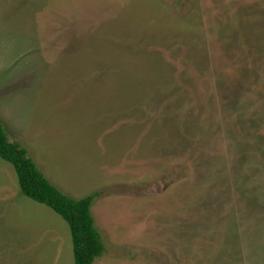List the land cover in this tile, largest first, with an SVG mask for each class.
<instances>
[{"label": "rangeland", "instance_id": "obj_1", "mask_svg": "<svg viewBox=\"0 0 264 264\" xmlns=\"http://www.w3.org/2000/svg\"><path fill=\"white\" fill-rule=\"evenodd\" d=\"M0 120L64 192H98L95 264H264V0H13L0 12ZM192 169L221 222L243 214L245 261L216 263L223 249H198L175 210L160 241ZM132 194L147 201L138 215ZM0 264H75L69 224L1 156Z\"/></svg>", "mask_w": 264, "mask_h": 264}, {"label": "trees", "instance_id": "obj_2", "mask_svg": "<svg viewBox=\"0 0 264 264\" xmlns=\"http://www.w3.org/2000/svg\"><path fill=\"white\" fill-rule=\"evenodd\" d=\"M0 156L15 167L22 192L27 197L50 207L69 224L75 264H95L106 250L92 212L98 192L83 198H74L65 193L40 168L27 148L20 142L10 140L1 120Z\"/></svg>", "mask_w": 264, "mask_h": 264}, {"label": "crops", "instance_id": "obj_3", "mask_svg": "<svg viewBox=\"0 0 264 264\" xmlns=\"http://www.w3.org/2000/svg\"><path fill=\"white\" fill-rule=\"evenodd\" d=\"M12 1L13 0H0V12H2L4 9H6L8 7V5H10V3H12ZM192 170H194V171H190V172L186 173L185 178L188 181L177 186V188L175 190V202H174V204H172V206L169 208L167 214L165 216L159 217V219L157 221V223L160 222V224L162 225L160 227L159 231H160L161 237H163V238H161L160 241L163 244L164 243L167 244L168 240L170 241V239H169L170 236L166 235L167 226H166L165 222H166V220L171 218L172 212L175 210V214L177 213V215H178L177 221L181 222L183 220L188 219V226L189 227H192V226L197 227V230H196V232L193 233L191 240L193 238L204 240V241H201L203 246H204L202 248L200 247V243L199 242L197 243L198 249H223L221 254L219 252V255L217 254L215 256L214 261L217 260L216 263L220 259H223L226 262L228 260H231V259H233V261H236V259H238L236 257V254L238 253V251H241L242 261H245V258L247 256H249V254L247 253V251L245 249H249L250 245L248 244L247 240H245L246 227H245V221H244L243 214H242V216L239 215L238 217H236L235 223H233L232 214H231V222L230 223H227L225 225V222L224 223L221 222L220 216H218L216 214V212L212 213L211 212L212 209L211 208L209 209V207H207L206 202H204L202 200V199H205L207 196H209L210 192L208 191L205 195L203 193L198 194V192H202L203 190H201V189L196 190V186L199 185L198 184L199 179H195L196 174H197L196 173L197 170L196 169H192ZM7 174H8V172H7ZM14 183H15V181H14ZM189 188H192V191H190L188 193ZM195 190H196V194H193V192ZM258 191L259 190L257 189V192ZM196 196H202L203 198L201 200L196 199ZM72 197H74V196H72ZM262 197L264 198V196H262ZM74 198H76V197H74ZM81 198H83V197H81ZM129 199H132V201L130 203V208H132V210H130V211H133V212H135V214L137 213V215H138L139 205H136V203H137L136 201H138V199H141V198L136 197V196H134V194H132L129 197ZM162 199H165V197L163 196ZM141 200L145 201L144 199H141ZM257 200H258V204H256V207L254 210L259 209V208L264 209V204H260V200L259 199H257ZM133 201H134V206H133ZM172 201H174V200H170L167 202H172ZM244 201H245L247 207H248L247 203H251V202H246V199ZM145 202H147V201H145ZM159 202H157V207L160 206ZM150 204L152 206V203H150ZM229 204H230V207H233L231 200H230ZM240 205L242 207V202ZM250 206H251V204H250ZM147 207H148V204H147ZM213 207L215 208L217 206H212V208ZM219 209L220 208L218 207V210ZM225 209H227V208H225V205H224V211H225ZM146 214H147V211H146ZM223 214L226 215V211L223 212ZM115 221H116V219H114V222ZM123 222L126 223L127 219L126 218H123L121 220L118 219L116 224H115V228H124L125 229V227H123V225H125V224H123ZM191 222H193V223L191 224ZM205 225H209V226L205 227ZM135 228H137V224L135 227H133L131 232H133ZM192 228H190V230H193ZM126 229H129L128 225H126ZM119 232H121V229ZM145 236L151 237L152 233L148 232V231H143L139 234V238H142ZM177 236H178V233H177ZM178 237H177V239H178L177 243H179ZM213 239H221V240L214 241ZM212 244L217 245V246L215 248H212L211 247ZM261 248L263 249V247H261ZM105 249H106V245H105ZM177 249H180V247H178ZM253 264H256V263H253Z\"/></svg>", "mask_w": 264, "mask_h": 264}]
</instances>
